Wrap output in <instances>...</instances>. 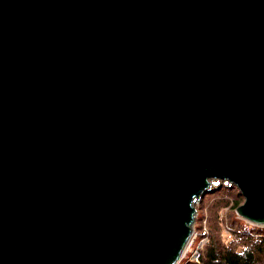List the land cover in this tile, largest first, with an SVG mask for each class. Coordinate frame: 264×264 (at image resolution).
<instances>
[{
  "label": "water",
  "instance_id": "water-1",
  "mask_svg": "<svg viewBox=\"0 0 264 264\" xmlns=\"http://www.w3.org/2000/svg\"><path fill=\"white\" fill-rule=\"evenodd\" d=\"M213 180L264 227V0H0V264H180Z\"/></svg>",
  "mask_w": 264,
  "mask_h": 264
},
{
  "label": "trees",
  "instance_id": "trees-1",
  "mask_svg": "<svg viewBox=\"0 0 264 264\" xmlns=\"http://www.w3.org/2000/svg\"><path fill=\"white\" fill-rule=\"evenodd\" d=\"M242 200L238 189L227 184L207 193L200 201L204 212L201 217L198 215L195 225V246L203 241L200 260L183 259L180 264H264V227L252 225L237 215ZM224 231L229 232L228 243Z\"/></svg>",
  "mask_w": 264,
  "mask_h": 264
},
{
  "label": "built area",
  "instance_id": "built-area-1",
  "mask_svg": "<svg viewBox=\"0 0 264 264\" xmlns=\"http://www.w3.org/2000/svg\"><path fill=\"white\" fill-rule=\"evenodd\" d=\"M196 241H197V234L194 231L193 236H192V238L190 240V243L188 244V247H187V249L185 251V254H184V257H183L184 259L186 258L188 253L191 252L190 256L188 257V261L199 262V260H200V249L202 247L203 241H201L199 243L197 248L195 246ZM193 246H194V249H192Z\"/></svg>",
  "mask_w": 264,
  "mask_h": 264
},
{
  "label": "rangeland",
  "instance_id": "rangeland-1",
  "mask_svg": "<svg viewBox=\"0 0 264 264\" xmlns=\"http://www.w3.org/2000/svg\"><path fill=\"white\" fill-rule=\"evenodd\" d=\"M223 185H224V182H223V181L213 180V181H212L211 188L222 187ZM242 198H243V197H242ZM241 203L243 204V203H244V200H242ZM195 208H196V210H197V215H196V217H198V215H200V217H201V216H202L201 214L204 212V210L201 209V203H200L199 201H196V202H195ZM224 214H225V212H224V210H222V211L220 212L221 217H223ZM204 218H206V217H204ZM195 225H196V223H195ZM224 235H225V236H224V237H225V241L228 243V242L230 241V235H229V232H228V231H224ZM198 245H199V243H197L196 248L198 247ZM192 249H194V246H193ZM190 253H191V252L188 253V255L186 256L185 259H188V257L190 256Z\"/></svg>",
  "mask_w": 264,
  "mask_h": 264
},
{
  "label": "clouds",
  "instance_id": "clouds-1",
  "mask_svg": "<svg viewBox=\"0 0 264 264\" xmlns=\"http://www.w3.org/2000/svg\"><path fill=\"white\" fill-rule=\"evenodd\" d=\"M196 218H197V217H196ZM183 259H184V258H183ZM183 259H182V260H183Z\"/></svg>",
  "mask_w": 264,
  "mask_h": 264
}]
</instances>
